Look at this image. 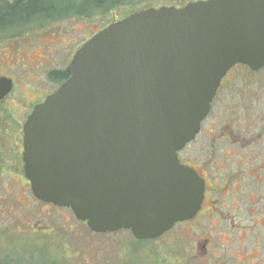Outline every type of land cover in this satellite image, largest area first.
I'll return each mask as SVG.
<instances>
[{
    "label": "water",
    "instance_id": "obj_1",
    "mask_svg": "<svg viewBox=\"0 0 264 264\" xmlns=\"http://www.w3.org/2000/svg\"><path fill=\"white\" fill-rule=\"evenodd\" d=\"M238 63L264 68V0L151 6L114 20L26 122L35 196L71 208L95 233L125 229L139 240L192 218L204 180L178 153Z\"/></svg>",
    "mask_w": 264,
    "mask_h": 264
},
{
    "label": "flooded vegetation",
    "instance_id": "obj_2",
    "mask_svg": "<svg viewBox=\"0 0 264 264\" xmlns=\"http://www.w3.org/2000/svg\"><path fill=\"white\" fill-rule=\"evenodd\" d=\"M119 11L109 23L123 17ZM48 16L3 32L21 36L58 20ZM105 26L75 48L66 39L53 40L64 48L63 66H55L56 49L49 45L22 41L0 49V224L10 220L18 233L55 236L56 226L44 218L73 213L35 196L25 168V125L35 107L67 80L75 53ZM178 157L204 180V197L192 218L159 237L162 264H264V68L238 63L227 72L200 132ZM60 238L66 251V237Z\"/></svg>",
    "mask_w": 264,
    "mask_h": 264
},
{
    "label": "rangeland",
    "instance_id": "obj_3",
    "mask_svg": "<svg viewBox=\"0 0 264 264\" xmlns=\"http://www.w3.org/2000/svg\"><path fill=\"white\" fill-rule=\"evenodd\" d=\"M190 1L194 0H143L120 7L118 15L126 16L152 5H171L174 2L185 5ZM116 12L117 9H112L105 14L95 12L91 16L74 15L43 25L41 22L39 29L31 26L33 30L24 31L21 36L0 30V46H3L0 49L6 50L9 45L15 46L22 41H31V47L49 45L52 50L56 49L53 54L57 61L55 66H63L66 57L64 48L51 44L52 41L66 39L75 48L85 40L84 37L92 35L95 29L114 19ZM58 214L56 217L44 218L56 226L58 234L55 236L21 234L8 224L10 220L1 223L0 264H162L159 238L137 240L129 230L98 234L79 221L70 210ZM64 226L68 228V232L63 231ZM61 236H65L69 244L66 251L62 250L63 246L59 243ZM64 253L67 254L65 258ZM45 255L51 260H47Z\"/></svg>",
    "mask_w": 264,
    "mask_h": 264
},
{
    "label": "trees",
    "instance_id": "obj_4",
    "mask_svg": "<svg viewBox=\"0 0 264 264\" xmlns=\"http://www.w3.org/2000/svg\"><path fill=\"white\" fill-rule=\"evenodd\" d=\"M141 1L143 0H0V30L16 24L26 25L36 20L32 18L38 15L48 14L52 20L74 15L91 16L95 12L105 14L112 9ZM171 5L184 4L174 2Z\"/></svg>",
    "mask_w": 264,
    "mask_h": 264
}]
</instances>
